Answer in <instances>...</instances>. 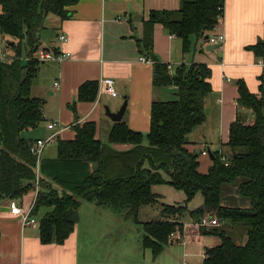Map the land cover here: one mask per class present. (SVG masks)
<instances>
[{
  "label": "trees",
  "instance_id": "16d2710c",
  "mask_svg": "<svg viewBox=\"0 0 264 264\" xmlns=\"http://www.w3.org/2000/svg\"><path fill=\"white\" fill-rule=\"evenodd\" d=\"M76 0H0V34L7 40L10 62L0 60V201L21 200L32 188L35 156L29 151L35 140L24 133L43 120L41 100L31 95V85L41 62L37 58L39 34L47 14L69 16ZM224 0H181L176 10H152L144 21L143 35L136 38L140 54L152 63V87H174L169 100L154 99L146 133L131 129L123 120L114 122L108 139L96 138L92 121L75 123L72 139L56 141V156L39 162L38 192L32 214L47 210L38 220L42 244H62L74 231L81 201L108 207L124 219L142 226L141 246L157 258L170 243V235L183 230V216L193 223L203 216L218 222L241 225L246 241L236 243L225 230L200 227L218 245L204 248L201 264H264V77L258 92H251L242 79L237 85V112L229 126L228 164L221 153H212L206 172L198 169V155L187 149V136L206 115L205 99L211 93L210 68L204 63L180 64L173 70L152 52L153 26L159 23L181 39L188 52L193 39L205 40L223 17ZM264 63V37L246 47ZM98 82L82 83L78 101H94ZM128 145L125 149L116 146ZM239 181L238 193L248 200L246 208L222 204L225 185ZM168 184L185 194L177 205H163L160 217L142 222L143 205L157 201L152 186ZM202 205L189 209L196 193Z\"/></svg>",
  "mask_w": 264,
  "mask_h": 264
},
{
  "label": "crops",
  "instance_id": "0c3cea01",
  "mask_svg": "<svg viewBox=\"0 0 264 264\" xmlns=\"http://www.w3.org/2000/svg\"><path fill=\"white\" fill-rule=\"evenodd\" d=\"M180 1L76 0L67 7L66 19L47 14L39 34V48L71 55L60 63L48 61L40 65L31 95L43 100V120L37 127L26 130L25 137L45 138L56 131L55 142L72 139L75 123L92 121L96 124V138L106 142L114 121L105 114L104 107L117 111L125 99L127 105L121 120L133 130L148 132L151 102L171 99L174 87H152V63L139 53L136 38L142 37L143 23L152 10H176ZM44 29L52 33L43 35ZM215 32L224 34V43L211 48L213 44L206 43V39H193L190 51L183 52L181 39L167 33L161 24H154L152 31V52L158 60L170 65L171 70L192 62L204 63L211 70L212 91L205 99L208 114L186 138L190 152L197 146L194 144L197 140L208 155L209 152L224 154L228 148L229 126L237 112L236 81L242 79L251 92L257 93L260 77H264V63L246 48L264 37V0H224L223 17L208 34ZM60 34H65L66 42L58 38ZM7 40L0 34V60L10 62ZM142 57L145 60H140ZM105 77L113 79L116 96L98 92L94 101H78L77 92L82 83L95 80L99 91V81ZM49 122L57 123L56 130L48 129ZM56 153V149L50 150L42 153L41 158H54ZM209 160L210 167V157ZM38 189V185H33L19 200L20 205L29 207ZM137 224L111 208L81 201L78 220L69 237L62 244H42L38 225L22 227L10 213L5 199L0 201V264H146L150 256L148 249L141 246L142 235ZM174 234L180 238L171 237L170 243L199 245L201 256L205 247L214 244L213 238L208 237L212 234L201 235L189 219H183V230ZM105 237L109 242L103 249L94 241ZM91 254L96 257L92 258Z\"/></svg>",
  "mask_w": 264,
  "mask_h": 264
},
{
  "label": "rangeland",
  "instance_id": "374dc122",
  "mask_svg": "<svg viewBox=\"0 0 264 264\" xmlns=\"http://www.w3.org/2000/svg\"><path fill=\"white\" fill-rule=\"evenodd\" d=\"M52 15V14H50ZM43 35H49L51 32L50 29H44ZM52 33V32H51ZM32 86V85H31ZM41 100V106L43 105V100L42 98L36 97ZM111 107V105H110ZM42 122V121H41ZM40 122V123H41ZM39 123V124H40ZM38 124V125H39ZM41 126V125H40ZM25 134V133H24ZM196 134V133H194ZM198 141L194 144L195 146L192 150V152L196 153L198 155L197 160H198V169L200 172H206L209 168V165H207L209 160V155H202L201 151L202 149L200 148V145L198 146ZM201 144V143H200ZM202 145V144H201ZM225 147V145H224ZM227 147V146H226ZM225 147V148H226ZM56 149V142L55 140L52 143H49L45 146L43 150V154L48 153L50 150H55ZM224 154L229 157V148L224 149ZM214 151V150H212ZM239 181H235L234 183L225 185L222 190V204L228 207H239V208H246L247 207V202L248 200L246 197L241 196L238 191H237V184ZM33 184V181H32ZM34 185V184H33ZM152 191L153 193L159 195L158 199L156 202L143 205L139 209L138 213V219L142 222L145 221H152L156 220L160 217V212L162 210L163 205H177V204H182L185 201V194L181 190L174 189L168 184H156L152 186ZM35 197V196H34ZM202 196L198 192L195 194L194 198L187 204L189 209H195L202 205ZM44 213L43 209H40L38 213L36 214V218H40ZM183 219H188V217L185 215L182 218ZM136 226V225H135ZM139 228L140 234L143 235V229L140 224H137ZM218 231L225 230L226 233L231 236L234 241L238 244L244 243L246 241V231L241 225H233L231 223H220L219 226L216 227ZM135 235L136 233H132ZM129 236V235H128ZM211 239L213 238L214 245H218L220 243V239L216 235H209ZM131 240L134 241V237L131 236ZM94 242H96L101 248H105L107 246V243L109 242V239L107 237L101 238V239H96ZM119 242H122L121 240ZM208 243V242H207ZM135 245V244H134ZM207 246V244H206ZM201 247L196 244H183L181 242H173L169 243L168 245L165 246V251L162 253L159 257L154 258L152 257L150 250H148L149 254V259H146L145 263L146 264H166L167 260L169 261V264H201L203 256H201L199 250ZM102 249V250H103ZM101 250V249H100ZM140 250H143L142 248ZM103 255H98V257H102ZM91 257L94 258L96 255L91 254ZM106 257V256H105ZM154 263L152 260H155Z\"/></svg>",
  "mask_w": 264,
  "mask_h": 264
},
{
  "label": "built area",
  "instance_id": "2783aa9c",
  "mask_svg": "<svg viewBox=\"0 0 264 264\" xmlns=\"http://www.w3.org/2000/svg\"><path fill=\"white\" fill-rule=\"evenodd\" d=\"M58 38L62 42L67 41V37L65 36V34H60L58 36ZM205 41L208 44L220 45V44L224 43L225 36L223 33L215 32V33L211 34L209 36V38L206 39ZM70 55L71 54L69 52L57 53V52H51L49 50H45L43 48H39L37 51V58L41 62L57 61L60 63L65 58L70 57ZM140 60L143 61L145 59L142 57V58H140ZM168 68L171 69V66L168 65ZM99 83H100V87H99L98 92H104V93H107L113 97L117 95L115 88H114L113 79L105 77V78L100 79ZM54 85H57V82H55ZM47 127H48V129L56 130L55 128H57V123L56 122H49L47 124ZM59 129H62V128H59ZM56 133H57L56 131H53L47 137L35 139L30 144L29 151L32 155L35 156L34 171L36 174V178L33 181V184L35 186L38 185V179H39L38 168H39V162H40L43 150L47 144L52 143L56 139ZM201 153H202V155H207L208 151L204 148ZM221 160L224 162L225 165L228 164V158L224 154H221ZM36 195H37V191L35 193V197H34L32 203L27 208H24L23 206H21L20 202L18 200L8 199V207H9L10 213L18 218L22 227L38 225V220L32 214ZM218 224H219V222L216 219V217H213L210 215H205L198 222L194 223V226L199 229L200 227H206L207 228V227L217 226ZM171 237H177L176 239L180 238V236L178 234L175 236L174 233H172L170 235V238Z\"/></svg>",
  "mask_w": 264,
  "mask_h": 264
},
{
  "label": "water",
  "instance_id": "95a60500",
  "mask_svg": "<svg viewBox=\"0 0 264 264\" xmlns=\"http://www.w3.org/2000/svg\"><path fill=\"white\" fill-rule=\"evenodd\" d=\"M209 34H207L205 36V39H208L209 38ZM210 47V46H209ZM216 45L214 46H211V48H215ZM126 105H127V100L125 99L122 103V105L120 106V108L117 110V111H110V109L108 108V106H105L104 109H105V114L114 122H118L122 119V116L126 110ZM204 113L205 115L208 114V108H205L204 110ZM209 157L212 158V153L209 152Z\"/></svg>",
  "mask_w": 264,
  "mask_h": 264
}]
</instances>
